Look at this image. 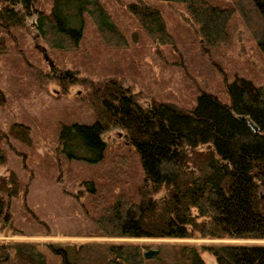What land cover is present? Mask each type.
I'll return each instance as SVG.
<instances>
[{"label": "trees", "instance_id": "obj_1", "mask_svg": "<svg viewBox=\"0 0 264 264\" xmlns=\"http://www.w3.org/2000/svg\"><path fill=\"white\" fill-rule=\"evenodd\" d=\"M44 2L0 0V105L6 92L25 97L34 84L45 91L54 82L60 93L78 85L82 93L73 98H84L94 119L60 123L57 143H43L48 148L41 155L31 126L14 119L0 125V234L56 235L45 218L65 211L80 213L90 225L63 236L264 239V83L255 84L247 72L227 79L222 70L220 83L206 76L211 84H199L188 106L169 93L151 95L141 106L144 94L124 81L141 77L142 49L131 44L115 10L185 65L205 61L204 50L228 46L234 17L264 58V0ZM31 28L44 52L27 40ZM157 52L163 56L161 48ZM111 128L125 141L110 150L101 133ZM12 142L29 152L15 154ZM32 159L33 172L43 177L27 181L23 161ZM73 160L97 165L94 177L79 181ZM48 188L59 193L57 200L40 205L35 197L48 195L49 203ZM146 247L127 240L0 243V251L11 250L1 264H206L202 250L216 264H264V244L160 243L152 258L143 256Z\"/></svg>", "mask_w": 264, "mask_h": 264}, {"label": "rangeland", "instance_id": "obj_2", "mask_svg": "<svg viewBox=\"0 0 264 264\" xmlns=\"http://www.w3.org/2000/svg\"><path fill=\"white\" fill-rule=\"evenodd\" d=\"M44 1L45 0H41V4L43 7H46ZM120 3L121 2H118L117 4ZM115 10L122 19V22L128 27V37L131 44L133 46L141 47L142 49L139 63L136 65L138 68L137 72L141 74V77H135L136 75H132L124 81L125 85H132V92L141 91L144 94L138 100L141 106L149 105V96L160 93L172 94L178 102L182 103L184 106H188L192 104L195 93L201 89L199 84H211L210 81L206 79V76H213V78H216L215 81L220 83L221 75H223L222 70L227 74L229 73L227 79H230L233 75L246 74L247 72V77L254 80L255 84L264 83V58L254 40L251 38L249 30H246L238 17H234L230 22L232 42L228 46H220L217 50H214V52L204 50V57H206L205 61H203L204 59L199 58V60L196 59L197 63L189 62L188 64V62H186L185 65H183L174 63L173 57L169 54L168 50L163 49V47H160L155 40L148 38V36H145L142 32L138 31L134 22L129 21L127 17H123L120 8H115ZM174 17L177 19L176 16ZM33 18L34 14L28 17L26 19L27 24L30 25ZM181 23L183 22L181 21ZM169 24L175 25V23ZM26 38L28 41L35 43L39 49H45L43 43L37 39L36 31L33 28L26 32ZM158 48L163 50V56L157 52ZM194 51L195 49L193 48L192 52ZM193 71L195 73H193ZM210 72L212 74H209ZM4 83V76L0 72V85H4ZM213 85H216V83ZM33 89L34 90L30 91L28 96L17 99L10 96L8 92L5 93L6 101L0 105V125L5 126L10 119H14L15 121L31 126L36 143L38 142L36 144V153H38V155H41L43 150L48 148H45V144L43 143H48L50 145L57 143V132L60 123L69 122L70 120L85 123L93 121L94 117L92 110L87 107L84 98L79 99L80 102H82L80 108L78 104H76L79 103V100L73 98V96L82 93V89L78 85L68 86L64 93H60L58 85L54 82L47 83L45 91L37 89L35 84L33 85ZM209 90L211 92H218L220 89L209 88ZM101 137L110 150L117 146V144L125 141L123 138V132L118 128H111L103 131ZM12 145V152L15 154L20 153V151L29 152L28 149L17 142H12ZM109 152L110 151H108V154H110ZM14 157L16 156L14 155ZM16 159L19 160V157ZM33 159L30 160L31 162L29 160L23 161V169L25 170V178L27 181L43 177L42 173L33 172L36 171L32 164ZM19 164H21V162ZM71 166L72 172L77 174L79 181H82L94 177L93 173L96 168L95 166L97 165L91 166L85 164L82 160H73L71 161ZM4 169L5 166L1 165L0 174L4 172ZM48 189V193L51 195L49 203H47L48 195L46 198L42 196L43 194L35 197L40 205L51 206L54 205L55 200H57V194L59 193L52 188ZM73 190L75 191L74 188ZM37 192L43 193L44 189L34 191V194ZM77 214L65 211H55L50 218H45V221H47L45 225L46 228H48V232L56 235L12 236L8 231L6 234H4L3 231L0 234V243H5L10 240H29L37 241L44 246L46 243H70L79 245L85 241L127 240L146 245L147 247L144 251L148 249L158 250L155 246L160 243L195 244L197 246L210 243L264 244V239H215L209 237L200 238L197 235L193 238L128 239L61 235L66 230L70 232L76 231L78 228L77 225H90L87 220L82 222L79 219L82 215H80V213ZM9 252L11 253V250L1 251V253L6 256ZM201 257L206 264H216L213 256L207 251L202 250Z\"/></svg>", "mask_w": 264, "mask_h": 264}, {"label": "water", "instance_id": "obj_3", "mask_svg": "<svg viewBox=\"0 0 264 264\" xmlns=\"http://www.w3.org/2000/svg\"><path fill=\"white\" fill-rule=\"evenodd\" d=\"M41 50L44 52V48H41ZM4 234H6V229L4 231ZM158 250L157 249H148L146 251L143 252V256L146 258H152L153 256H155L157 254Z\"/></svg>", "mask_w": 264, "mask_h": 264}, {"label": "flooded vegetation", "instance_id": "obj_4", "mask_svg": "<svg viewBox=\"0 0 264 264\" xmlns=\"http://www.w3.org/2000/svg\"><path fill=\"white\" fill-rule=\"evenodd\" d=\"M4 259H5V256L0 251V264H1L2 261H4Z\"/></svg>", "mask_w": 264, "mask_h": 264}]
</instances>
